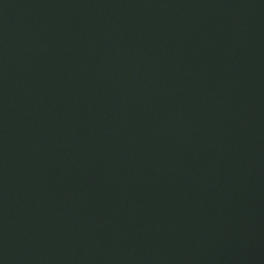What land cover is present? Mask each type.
<instances>
[{"label": "water", "instance_id": "water-1", "mask_svg": "<svg viewBox=\"0 0 264 264\" xmlns=\"http://www.w3.org/2000/svg\"><path fill=\"white\" fill-rule=\"evenodd\" d=\"M0 264H264V0H0Z\"/></svg>", "mask_w": 264, "mask_h": 264}]
</instances>
